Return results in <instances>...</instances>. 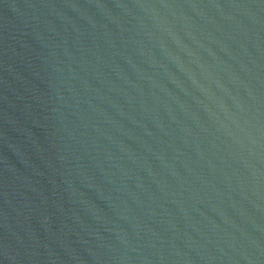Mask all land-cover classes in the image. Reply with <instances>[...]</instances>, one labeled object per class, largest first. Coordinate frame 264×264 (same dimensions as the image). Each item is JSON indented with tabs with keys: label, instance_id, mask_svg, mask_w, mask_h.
Here are the masks:
<instances>
[{
	"label": "water",
	"instance_id": "95a60500",
	"mask_svg": "<svg viewBox=\"0 0 264 264\" xmlns=\"http://www.w3.org/2000/svg\"><path fill=\"white\" fill-rule=\"evenodd\" d=\"M0 264H264V0H0Z\"/></svg>",
	"mask_w": 264,
	"mask_h": 264
}]
</instances>
